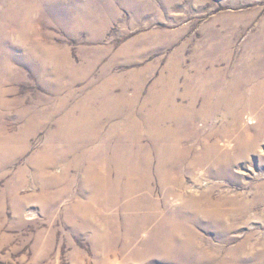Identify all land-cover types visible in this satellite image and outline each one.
Listing matches in <instances>:
<instances>
[{"label":"rangeland","instance_id":"374dc122","mask_svg":"<svg viewBox=\"0 0 264 264\" xmlns=\"http://www.w3.org/2000/svg\"><path fill=\"white\" fill-rule=\"evenodd\" d=\"M109 1L103 7L101 0H0V149L7 158L0 166V264H226L231 255L234 264H264V0ZM107 82L108 96L123 100L119 107L88 99ZM130 103L134 116L126 114ZM86 109L99 117V137L80 151L78 167L69 166L71 154L54 161L49 174L66 167L67 177L46 200L37 198L29 160L51 145L49 134L65 113L78 117ZM148 113L179 139L173 160L191 163L180 167L175 183L159 179V153L151 147L160 132L130 148L125 119ZM33 120L47 123L30 130ZM24 133L28 148L20 153ZM127 147L134 167L151 160L149 191L98 198L108 204L102 208L89 176L112 170L120 188L106 154ZM99 160L102 166L92 169ZM145 197L158 209L140 208ZM92 203L88 215L80 205ZM203 208L207 216L197 214ZM176 222L194 231V251L179 250ZM164 235L170 254L159 247Z\"/></svg>","mask_w":264,"mask_h":264},{"label":"bare ground","instance_id":"6f19581e","mask_svg":"<svg viewBox=\"0 0 264 264\" xmlns=\"http://www.w3.org/2000/svg\"><path fill=\"white\" fill-rule=\"evenodd\" d=\"M13 1V0H12ZM66 1V0H65ZM144 1V0H143ZM78 2V1H77ZM88 2V1H86ZM90 3V2H89ZM15 4V3H14ZM84 4V3H83ZM86 4V3H85ZM48 5V4H46ZM53 5V4H52ZM89 5V4H87ZM107 5H111L109 0H101V6H107ZM21 6V5H20ZM43 6V5H42ZM82 6V5H81ZM36 7V6H35ZM83 7V6H82ZM28 9V8H27ZM83 9V8H82ZM5 10V9H4ZM92 10V9H91ZM90 10V11H91ZM97 10V9H96ZM19 11V10H18ZM73 11V10H72ZM86 11V10H85ZM93 11V10H92ZM102 11V10H101ZM58 12V11H57ZM33 13V12H32ZM80 13V12H79ZM27 14V13H26ZM75 14V13H74ZM37 15V14H36ZM49 15V14H48ZM88 15V14H87ZM90 15V13H89ZM57 16V15H56ZM76 16V15H75ZM99 16V15H98ZM51 17V16H50ZM49 17V18H50ZM24 18V16H23ZM82 19V18H81ZM87 19V18H86ZM5 20V19H4ZM78 20V19H77ZM80 20V19H79ZM100 20V19H99ZM98 20V21H99ZM87 21V20H86ZM78 23V22H77ZM92 23V22H91ZM102 23V22H101ZM76 24V23H75ZM82 24V23H81ZM96 24V23H95ZM80 25V24H78ZM100 25V24H99ZM84 26V25H83ZM89 26V25H88ZM102 26V25H101ZM92 28V27H91ZM90 28V29H91ZM85 30V29H83ZM23 38V36H22ZM21 43V42H20ZM24 45V44H23ZM31 45V44H30ZM29 45V46H30ZM21 46V44H20ZM27 46V45H26ZM24 47V46H23ZM29 48V47H28ZM46 48V47H45ZM35 49V48H34ZM24 50V49H23ZM48 50V49H47ZM264 49H260V52H263ZM35 52V51H34ZM41 52V51H40ZM45 52V51H44ZM126 53V50L124 51ZM29 53V52H28ZM32 53V52H31ZM42 53V52H41ZM58 54V53H57ZM37 55V53L35 54ZM134 55V54H133ZM41 56V55H40ZM49 56V55H48ZM129 56V55H128ZM27 57H31V56H27ZM26 57V58H27ZM45 57H47L45 55ZM41 58V57H40ZM50 58V57H49ZM42 59V58H41ZM29 60V59H27ZM40 60V59H39ZM53 60V59H52ZM56 60V59H54ZM66 60V59H65ZM136 60V59H135ZM41 61V60H40ZM63 61V60H62ZM47 63V62H46ZM45 63V64H46ZM49 65V64H48ZM61 65V63H60ZM66 65V64H65ZM74 65V64H73ZM45 66V65H44ZM56 66V65H55ZM63 66V65H62ZM49 68V67H48ZM58 68V67H57ZM72 68V67H71ZM75 68V67H74ZM50 69V68H49ZM92 69V68H91ZM44 70V69H43ZM51 70V69H50ZM57 70V69H56ZM46 72V71H45ZM91 72V71H90ZM50 73V72H49ZM62 73V72H61ZM89 73V72H88ZM79 75V74H78ZM82 75V74H81ZM64 76V75H63ZM71 78V77H70ZM72 79H74L72 77ZM70 79V80H72ZM76 79V77H75ZM58 81V80H57ZM56 82V81H55ZM54 82V83H55ZM60 82V81H59ZM104 82V81H103ZM94 84V83H93ZM93 84L90 85V87H93ZM61 85V84H60ZM68 85V84H67ZM73 85V84H72ZM71 86V85H70ZM95 87V86H94ZM101 88V85H100ZM112 88V84L107 82L104 83L103 89L102 91L99 89V92L96 91V89H94V91L90 94H88V99H95L98 98V96H100V101L102 102H112L115 106H118L120 104H118L119 102L123 101L121 98L118 97H109V90ZM91 89V88H90ZM162 92V91H161ZM166 93V92H165ZM162 94V93H161ZM169 94V92H168ZM154 95V94H153ZM167 97V96H166ZM160 98V97H159ZM163 98V96H162ZM175 98V97H174ZM163 100V99H161ZM170 99H168L169 101ZM133 101V100H132ZM165 103L166 99H164ZM129 102V101H128ZM158 102V101H157ZM170 102V101H169ZM63 103V102H62ZM123 103V102H121ZM134 103V102H132ZM172 103V102H171ZM192 103V102H191ZM129 104V103H128ZM163 104V103H162ZM160 104V105H162ZM174 104V103H173ZM172 104V106H173ZM62 105V104H61ZM65 105V104H64ZM167 105V104H165ZM175 105V104H174ZM86 106V105H85ZM89 106V105H87ZM117 107V108H118ZM127 107V106H126ZM128 110H126V114L132 115L133 114H128L129 110L133 109V106L131 107V103L130 105H128ZM162 107L164 106H157V110L162 109ZM170 107V106H169ZM175 107V106H174ZM178 107V106H177ZM89 108V107H87ZM95 108V107H94ZM155 108V107H154ZM171 108V107H170ZM91 109V108H90ZM164 109V108H163ZM172 109V108H171ZM121 110V109H119ZM53 112V111H52ZM59 112V111H58ZM66 112V111H65ZM108 112V111H107ZM152 116H154V111H151ZM168 112V111H167ZM190 112V111H189ZM63 113V112H62ZM169 113V112H168ZM32 114V113H31ZM48 114V113H47ZM60 114V113H59ZM77 114V113H76ZM151 114V113H150ZM171 114V112H170ZM173 114V112H172ZM174 115V114H173ZM27 116V115H26ZM44 116V115H43ZM50 116V115H49ZM48 116V117H49ZM139 116V115H138ZM151 115H149V113L145 116L144 118H142L141 120H135L134 118L136 117H128L125 120V135H129L130 138V148L133 149V147L136 145V143H138L137 141L139 140V138L143 135L149 137L151 136L152 133H158L160 132V139L158 143H154V146L152 145L151 149H155L156 154L159 153V161H158V166H156L157 168H162L161 170H157V173L159 175V179L162 180L163 182L169 183H175L181 174L180 171V167H182V165L184 164L186 167H190L191 163L184 160V163L181 161V158L178 156V159L173 160L176 155L170 154V153H175V152H179V150H177L175 143L178 142L179 139L174 138V134H173V129H159L158 125L160 123H157V120L152 121L153 119L150 117ZM159 116V115H158ZM156 116V117H158ZM23 117V116H22ZM42 117V116H41ZM167 117H171L168 116L166 113H164L163 119L167 118ZM264 116L261 117V120ZM55 118V117H54ZM112 118V117H110ZM137 119V118H136ZM173 119V118H172ZM47 120V119H46ZM30 121V120H29ZM100 121L99 117L95 114H93L92 112H90V110L88 111L87 109L84 110L78 117H72L70 116V114L65 113V116L63 117V119L61 120L62 126L59 129L58 126L55 130L52 131V133L49 134V142L51 145H48L47 147H44L43 149H41L39 156L36 159H31L29 160V162L34 165V167L36 168L37 171V176L39 179V182L36 179V182H38V186L40 191L38 192V194H36L37 198L39 199H43L46 200L49 196H50V188L51 186H55V185H59V183L61 184V181L65 180L67 177V172H68V168L66 169V167L64 168V170H60L59 174L56 175H51L49 174V169L51 168V164H53L54 161H58V160H64L65 161V156L71 154L74 157V160L70 163L69 166H79L80 160H81V153L80 151H83L84 146L87 144V142L93 141L95 139H97L99 137V130L96 129L98 127L97 124H95L96 122ZM152 121V122H151ZM159 122L162 121V119L160 118L158 120ZM169 121V120H168ZM173 121V120H172ZM171 121V122H172ZM170 122V124H171ZM47 122H43L41 120L36 121L33 120L31 121L30 125V130L31 129H35L36 127H42L43 125H45ZM173 123V122H172ZM101 125V124H100ZM27 126V125H26ZM171 128V127H169ZM122 129V128H121ZM28 131V130H27ZM22 132V131H21ZM34 132V131H33ZM124 132V131H123ZM23 133V132H22ZM102 133V132H101ZM112 133V132H111ZM2 134V133H1ZM16 134V133H15ZM14 134V135H15ZM22 135V134H21ZM29 135V134H28ZM108 135V134H107ZM3 136V135H2ZM31 136V135H30ZM125 136V138H126ZM154 137V135H152ZM20 137V136H19ZM27 137V134L24 133L22 138V142L23 145L21 146L20 149H18V152H22L24 150H26L27 147V139L25 140V138ZM157 137V136H156ZM13 138V137H12ZM1 139V136H0ZM18 139V138H17ZM58 139H60L58 141L57 144H55L54 142H56ZM101 139V138H100ZM151 139V137H150ZM157 139V138H156ZM6 140V139H5ZM152 140V139H151ZM3 141V140H2ZM155 141V140H154ZM7 142V141H6ZM16 142V141H15ZM5 143V142H4ZM3 143V144H4ZM9 143V142H8ZM17 143V142H16ZM93 143V142H92ZM1 144V143H0ZM6 144V143H5ZM4 144V145H5ZM14 144V143H13ZM94 144V143H93ZM18 145V144H17ZM5 147V146H3ZM135 149V148H134ZM141 149V148H140ZM95 150V149H94ZM99 150V149H98ZM129 149L124 148L119 150L118 148L114 149L113 151H109V154L107 155V158L110 160V162L113 164L115 170L119 171L120 177H121V186L120 188H118L114 182H112L113 178L115 177L114 174H112V170H109V172L111 174H105L101 175L97 172H92L89 176V180H88V184H89V189L92 192L93 196L96 197L94 198L95 202L98 203V198H105V197H109V199L111 201H118V198H123L126 197L129 194L132 193H137L140 190L146 189V191H149V185L151 183V181L153 180V176L151 174V172H149V168L150 165V161L151 160H145L143 163V159L138 160L139 162H134L135 167L132 164V159L131 158H126V154L124 152H128ZM142 151V149H141ZM139 152V151H138ZM5 153V152H4ZM134 153V152H132ZM161 153H166L168 154L171 158H161ZM67 154V155H66ZM139 154V153H138ZM4 155V154H3ZM6 155V154H5ZM12 155V154H11ZM18 155V154H17ZM130 156V155H129ZM198 158H195L193 163L196 161H199V158L201 157L200 154L197 155ZM15 157V156H14ZM193 157H191L190 159H192ZM69 159V158H68ZM94 160V157H91V159H89V161ZM157 161V160H156ZM7 162V158L6 157H1V149H0V166L1 163ZM11 162V161H10ZM70 162V161H68ZM57 163V162H56ZM91 168H95V169H99V166H102V162L96 161V162H91ZM53 167V166H52ZM117 167V169H116ZM33 168V166H32ZM34 169V168H33ZM167 169V170H166ZM180 171V173H179ZM129 176L128 180H123V178L127 179ZM48 181V183H47ZM124 184V185H122ZM57 187V186H55ZM54 188V187H53ZM66 191L65 188H62L61 190H57V192L55 193V195L57 197H60L61 195H63V193ZM52 192V191H51ZM35 193V192H34ZM54 193V192H53ZM150 194V193H149ZM260 200H263V197H259ZM122 199V200H123ZM55 201V200H54ZM143 205L140 208H143L146 205H150L152 207L153 210H156L155 208H157V203L155 201H153L152 199L145 197L143 198ZM220 201V200H219ZM218 201V202H219ZM120 203V202H119ZM131 204V203H130ZM238 204V203H237ZM80 205V204H79ZM94 205V203H92V205L89 204H84V205H80L83 210L90 215L92 212V206ZM98 205H101L102 208H105L108 206V204L99 202ZM104 205H106L104 207ZM133 205H135L133 203ZM129 206V205H128ZM94 208V207H93ZM198 208V207H197ZM158 209V208H157ZM206 208H203L201 210V213H197V214H202V215H208L207 211L205 210ZM140 210V209H139ZM160 211V208L159 210ZM157 211V212H158ZM156 211L150 212V216L153 217L155 216ZM160 213V212H159ZM221 215H224V213H221ZM196 214H192L189 219L190 221H194V216ZM219 215V214H218ZM235 213L231 214V218L233 220H237L239 222V218L238 215L237 217L234 218ZM144 216V215H143ZM149 217H146L149 220ZM215 216V215H214ZM224 217V216H222ZM93 218V217H92ZM242 219V218H241ZM215 221L219 220V218H215ZM237 221L231 229H233L236 224ZM86 222L90 225L92 222L90 221V219L86 218ZM165 222L166 224L169 222L168 218H165ZM169 224H167L165 227H167ZM231 225V224H230ZM230 225H228V229L230 230ZM168 228H165V232H168ZM176 230L178 235L181 238V246H180V251H183L185 253L194 251V248L191 245L190 242V238L193 234L194 231H192L188 226L182 224V223H177L176 222ZM227 229L224 228L222 230H220L219 234H222L223 232H225ZM184 234H186L185 236H183ZM163 238V242L162 245L160 244L159 247H163L165 246L166 243V238H170V237H166L165 235L162 237ZM123 243L125 245L128 244V238L123 235ZM166 252H173L172 250V246H170V242L162 249ZM232 250V249H231ZM195 253V252H194ZM170 254V253H169ZM166 257V256H165ZM236 256H232L229 257L232 260H225L226 264H234L233 262H236ZM171 259V258H169ZM196 263V262H195ZM224 263V262H223Z\"/></svg>","mask_w":264,"mask_h":264}]
</instances>
